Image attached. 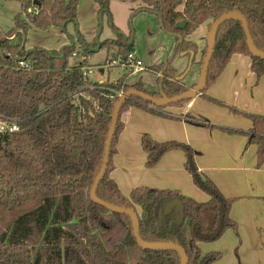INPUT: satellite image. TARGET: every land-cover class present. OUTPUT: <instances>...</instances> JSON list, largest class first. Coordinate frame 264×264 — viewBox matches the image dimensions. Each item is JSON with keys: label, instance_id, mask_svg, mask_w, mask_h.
Listing matches in <instances>:
<instances>
[{"label": "trees", "instance_id": "16d2710c", "mask_svg": "<svg viewBox=\"0 0 264 264\" xmlns=\"http://www.w3.org/2000/svg\"><path fill=\"white\" fill-rule=\"evenodd\" d=\"M79 0H22L25 19L15 17L14 27L0 31V121L14 125L15 130L0 131V264H180L179 254L172 249L141 247L135 240L129 216L109 211L90 198L93 180L102 163L111 115L119 95L135 89L152 97H174L189 88L177 79L171 61L154 66L162 70L159 90L147 92L140 81L128 83L125 72L114 82H91L83 76L87 67L86 50L75 60L74 45L45 50L35 47L27 51L23 35L31 26L61 30L76 17ZM99 15L111 20L110 0H94ZM136 11L157 16L162 30L175 38V52L195 54V43L186 40L200 25L209 31L214 20L229 11L241 13L252 41L264 51V0H136ZM30 6L32 11L29 12ZM185 21L183 29L176 24ZM116 37L99 43V48H117L114 57L132 51V40L118 32ZM17 30V32H16ZM15 32V33H14ZM15 34L14 39L9 37ZM207 47L200 50L201 69ZM234 54L246 55L257 77H264V58L253 55L246 42L244 29L237 19L223 21L216 32L214 49L208 63L206 82L201 96L215 81ZM15 55L25 56L29 67L18 65ZM72 58V62L69 59ZM194 61V58H193ZM185 99L166 106H156L137 96L127 98L118 112L109 147L107 167L96 188L98 198L133 209L139 206V235L147 242H174L186 254V264H211L221 257L219 252L201 255L198 243L213 242L237 224L230 217L234 198H226L212 180L199 171L193 148L177 141L157 142L147 134L140 140L146 153L147 167L154 166L171 150H181L184 168L193 184L209 196L197 202L177 190L147 186L133 188L124 197L109 177L112 155L123 123L122 114L138 107L165 117L167 106H179ZM252 126L242 131L215 126L206 119L189 114L188 123L216 127L227 133H241L257 148V162L264 161V116L247 115ZM179 199L184 207V222H175V212H165L166 204ZM264 202V198H263ZM187 222L189 236L184 223Z\"/></svg>", "mask_w": 264, "mask_h": 264}, {"label": "crops", "instance_id": "0c3cea01", "mask_svg": "<svg viewBox=\"0 0 264 264\" xmlns=\"http://www.w3.org/2000/svg\"><path fill=\"white\" fill-rule=\"evenodd\" d=\"M249 65L246 55H232L205 91L215 101L197 94L183 105L163 108L173 117L129 108L121 116L123 126L111 158L109 177L126 198L133 188L147 186L177 190L186 198L207 202L209 196L193 184L185 170L181 150L164 153L153 167L146 168V153L140 140L147 134L157 142L177 141L193 148L199 171L226 198L235 199L229 214L237 224V233L228 229L216 241L198 243L201 255L221 254L211 264H264V161L258 164L257 148L246 135L188 123L182 117L189 114L215 126L248 131L252 121L247 115L264 116V77H257ZM199 75L200 71L192 86ZM134 208L141 217L140 207Z\"/></svg>", "mask_w": 264, "mask_h": 264}, {"label": "rangeland", "instance_id": "374dc122", "mask_svg": "<svg viewBox=\"0 0 264 264\" xmlns=\"http://www.w3.org/2000/svg\"><path fill=\"white\" fill-rule=\"evenodd\" d=\"M138 4L136 0H110V20L105 14L99 15L98 5L94 0H79L74 21L66 23L61 30L54 26L47 29L31 26L23 36L25 40L22 46L25 51L41 47L59 53L63 47L73 44L77 54L74 61L80 60L82 54L88 50L85 54L87 67L90 69L87 76L89 81L114 82L126 72L119 64H107L114 54H117V48L112 47L109 50L106 47L99 48L100 42L116 37L117 32L112 28L114 25L124 38H131L132 48L144 66L143 71L128 76V83L140 81L147 92H155L160 87L158 78H161L162 70L154 69V66L171 61V67L180 70L179 72L175 70L174 75L179 76L188 68L189 55L181 56L183 51L174 54L175 38L162 30L156 15L146 11L137 12ZM31 11L30 6L29 12ZM17 15L20 19H25L22 0H0V31L8 33L14 27ZM207 33V27L200 25L186 36V40L195 43L198 48L189 71L181 81L188 88L192 87L194 83H191L199 74L200 68L197 62L200 59V50L203 46L205 49L207 47ZM69 61L72 62V58ZM145 167L151 168L146 165ZM184 227L186 236H189L187 222L184 223Z\"/></svg>", "mask_w": 264, "mask_h": 264}, {"label": "water", "instance_id": "95a60500", "mask_svg": "<svg viewBox=\"0 0 264 264\" xmlns=\"http://www.w3.org/2000/svg\"><path fill=\"white\" fill-rule=\"evenodd\" d=\"M231 18L237 19L241 22V25L244 29V34L246 37L247 46H248L250 52L255 56H258L260 58H264V51L257 49L256 46L254 45L252 38H251V35L249 33V30H248L246 20L241 13H239L237 11H229V12H225V13L221 14L219 17H217L214 20L213 24L211 25V27L207 33V50H206V54L203 58V63H202L201 69H200V75H199L198 82L194 86L189 88L187 91H185L179 95H176L174 97H166V96L162 95L159 98H155V97H152V96H150L144 92L137 91L135 89H129L128 91L121 93L119 95V98L115 102L114 107H113V111H112V115H111V122H110L109 130H108V133L106 136V140H105V147H104L102 163H101V166L99 168V171L97 172V174L93 180V184H92V187L90 189V198L94 203L106 208L109 211L120 212V213L127 214L129 216V218L131 220V224H132L133 235L135 237L136 242L141 247L151 248V249H172V250H175L180 256V264H186V254L180 245H178L177 243H174V242H147V241L142 240V238L139 235L138 219H137V216H136L134 210L128 209V208H125L122 206H118L115 204H111L109 202H106V201L98 198L96 195V188H97V185L100 182L101 178L103 177L105 170H106V167H107L109 147H110L111 139H112L113 132L115 129V125L117 122L118 112L120 110L122 103L127 98H129L131 96H137V97H139L145 101L152 103L153 105L166 106V105H170V104H173V103L185 100V99H191L194 96H196L197 94H200L204 90V87H205L208 63H209V60L212 56V52L214 49L215 35L217 32V29L223 21L231 19ZM185 25H186V22L183 20V21H180L176 24V28L183 29L185 27ZM183 55H186V52H182L181 56H183ZM193 58H194V53L191 51L189 53L188 68L181 76L177 77V79H183L184 78V76L189 71V68L193 62ZM171 210H174V212H175V222L178 225H181L184 222V207H183L182 202L179 199H172L171 201H169L165 206V212L168 213Z\"/></svg>", "mask_w": 264, "mask_h": 264}, {"label": "built area", "instance_id": "2783aa9c", "mask_svg": "<svg viewBox=\"0 0 264 264\" xmlns=\"http://www.w3.org/2000/svg\"><path fill=\"white\" fill-rule=\"evenodd\" d=\"M9 38L14 39L15 34ZM73 56L75 57L77 56L76 52H73ZM15 58L18 60L19 66H22L24 68L29 67L28 63L25 61V56L15 55ZM107 64H110V65L119 64L124 68L126 72H129L131 74H137L144 70L143 63L134 50L129 51L124 57L118 56V57L111 58L109 63ZM82 71H83V76L87 78V76L90 73V69L88 67H85L82 69ZM0 122L2 123V125H0V131H4V130L11 131V130L16 129L14 125H8L3 121H0Z\"/></svg>", "mask_w": 264, "mask_h": 264}]
</instances>
